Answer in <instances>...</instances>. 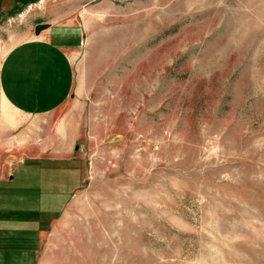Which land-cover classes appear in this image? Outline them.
Masks as SVG:
<instances>
[{
  "label": "rangeland",
  "instance_id": "374dc122",
  "mask_svg": "<svg viewBox=\"0 0 264 264\" xmlns=\"http://www.w3.org/2000/svg\"><path fill=\"white\" fill-rule=\"evenodd\" d=\"M18 1L0 57L67 28L84 160L42 264H264V0Z\"/></svg>",
  "mask_w": 264,
  "mask_h": 264
},
{
  "label": "crops",
  "instance_id": "0c3cea01",
  "mask_svg": "<svg viewBox=\"0 0 264 264\" xmlns=\"http://www.w3.org/2000/svg\"><path fill=\"white\" fill-rule=\"evenodd\" d=\"M24 5H2L0 15L9 18ZM69 35L67 28L49 31L0 57V264H42L44 242L83 184L79 126L73 115L62 116L75 96ZM49 114L56 119L42 124L40 116ZM43 126L61 141L37 146Z\"/></svg>",
  "mask_w": 264,
  "mask_h": 264
},
{
  "label": "water",
  "instance_id": "95a60500",
  "mask_svg": "<svg viewBox=\"0 0 264 264\" xmlns=\"http://www.w3.org/2000/svg\"><path fill=\"white\" fill-rule=\"evenodd\" d=\"M38 31H40V28H38Z\"/></svg>",
  "mask_w": 264,
  "mask_h": 264
}]
</instances>
